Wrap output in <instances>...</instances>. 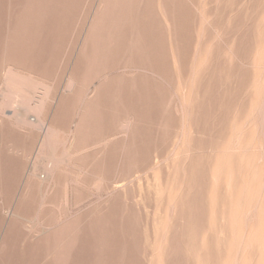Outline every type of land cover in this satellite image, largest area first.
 Segmentation results:
<instances>
[{"label": "rangeland", "instance_id": "rangeland-1", "mask_svg": "<svg viewBox=\"0 0 264 264\" xmlns=\"http://www.w3.org/2000/svg\"><path fill=\"white\" fill-rule=\"evenodd\" d=\"M263 121L264 0H0V264H264Z\"/></svg>", "mask_w": 264, "mask_h": 264}, {"label": "bare ground", "instance_id": "bare-ground-1", "mask_svg": "<svg viewBox=\"0 0 264 264\" xmlns=\"http://www.w3.org/2000/svg\"><path fill=\"white\" fill-rule=\"evenodd\" d=\"M11 75H12V74H11ZM9 76H10V75H9ZM10 77H11V76H10ZM12 77H14V76H12ZM16 77H17V76H16ZM14 79H15V78H13V80H14ZM9 80H10V79H9ZM11 80H12V78H11ZM18 80H19V79H18ZM18 80H17V81H18ZM17 81H16V82H17ZM23 82H24V81H22V83H23ZM18 83H19V82H18ZM22 83L20 82L21 85H22ZM40 84H41V83H40ZM38 87H39V86H38ZM6 88H7V87H6ZM42 88H43V87H42ZM13 91H14V90H13ZM4 92H5V91H4ZM8 92H10V94H11L12 91L9 90ZM14 92H16V91H14ZM6 93H7V92H6ZM28 93H29V92H28ZM45 93H46V92H45ZM13 94H14V93H13ZM13 94H12V95H13ZM16 94H18V95L20 96L19 93H16ZM43 94H44V93H43ZM7 95H8V94H7ZM7 95L5 94L6 97H7ZM18 95H17V96H18ZM24 95H25V94H24ZM14 96H15V94H14ZM19 96H18V97H19ZM10 97H11V96H10ZM12 97H13V96H12ZM12 97H11V98H12ZM18 97H14L15 100H16V98L18 99ZM32 97H33V96H32ZM9 100H10V99H9ZM13 100H14V99H13ZM18 100H19V99H18ZM18 100H17V101H18ZM19 101H20V104H23V106H24V107H22V108L24 109V110H22L23 112H27V111H31V112H32V111H36V112H37V111H38V108L40 109V106L42 105L41 103H43V100H41V99H36V101H33L34 103H33V102L30 103V102L32 101V99L30 100V99H28V98L25 97V96H24V97H20V100H19ZM29 101H30V102H29ZM6 102H7V101H6ZM13 102H14V101H13ZM9 103H10V102H9ZM17 103H18V102H17ZM17 103H16V105H17ZM11 104H12V103H11ZM4 105H5V103H4ZM5 108H6V106H5ZM13 113H14V112H13ZM28 113H29V112H28ZM21 114H22V113H21ZM24 114L27 115V113H24ZM38 114H39V113H38ZM26 115H25V116H26ZM35 115H36V114H35ZM16 117H18V116H16ZM19 117H20V116H19ZM21 117H24V116L21 115ZM38 118H39V117H38ZM20 119H21V118H20ZM18 120H19V119H18ZM22 120L24 121L23 123H25V120H26V119L24 120V119L22 118L21 121H22ZM36 120H38V119H36ZM16 121H17V120H16ZM19 121H20V120H19ZM26 121H27V120H26ZM39 122H40V121H39ZM39 122H37V123H39ZM263 122H264V121H263ZM31 123H33V122H31ZM34 123H36V122H34ZM34 123H33V125H34ZM25 124H26V123H25ZM39 124H40V123H39ZM33 125H32V126H33ZM35 125H36V124H35ZM42 125H43V124H42ZM49 128H50V127H49ZM49 128L46 130L47 136H48V134H49L50 132H53V131H50ZM44 132H45V131H44ZM44 135H45V134H44ZM50 135H52V133H51ZM45 137H46V136H45ZM46 138H47V137H46ZM49 138H50V137H48V139H49ZM48 139H47V140H48ZM47 145H48V144H47ZM49 147H50V146H49ZM50 152H51V151H50ZM50 152H49V153H50ZM51 154H52V153H51ZM52 157H53V155H52ZM49 159H50V160H54V159H51V158H49ZM40 160H41V159H40ZM52 167H53V166H52ZM52 167H51V168H52ZM51 170H52V169H51ZM51 170H50L49 172H51ZM49 172H48V173H49Z\"/></svg>", "mask_w": 264, "mask_h": 264}]
</instances>
